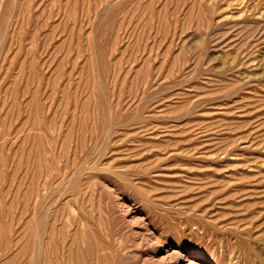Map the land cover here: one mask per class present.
I'll return each mask as SVG.
<instances>
[{"label": "rangeland", "instance_id": "rangeland-1", "mask_svg": "<svg viewBox=\"0 0 264 264\" xmlns=\"http://www.w3.org/2000/svg\"><path fill=\"white\" fill-rule=\"evenodd\" d=\"M183 254L264 264V0H0V264Z\"/></svg>", "mask_w": 264, "mask_h": 264}, {"label": "bare ground", "instance_id": "bare-ground-1", "mask_svg": "<svg viewBox=\"0 0 264 264\" xmlns=\"http://www.w3.org/2000/svg\"><path fill=\"white\" fill-rule=\"evenodd\" d=\"M41 242H42V241H41ZM43 245H44V244H43ZM235 245H236V244H235ZM38 246H39V245H38ZM39 247H40V246H39ZM41 247H42V245H41ZM41 247H40V249H41ZM179 254H180V253H179ZM198 254H199V253H198ZM235 255H236V254H235ZM40 256H41V254H40ZM183 256H184V254H183ZM183 256H182V257H183ZM200 256H201V255H200ZM237 256H239V255H237ZM255 256H256V255H255ZM201 257H202V256H201ZM12 258H13V257H12ZM189 258H190V257L187 256V255L184 256V260H189ZM163 259H164V258H163ZM169 259H170V258H169ZM195 259H196V258H195ZM261 259H262V258H261ZM261 259H260V260H261ZM10 260H11V259H10ZM39 260H40V258H39ZM42 260H43V259H42ZM242 260H243V259H242ZM248 260H249V259H248ZM40 261H41V260H40ZM190 261H191V260H189L188 263L191 264L193 260H192L191 262H190ZM254 261H255V260H254ZM197 262H198V261H197ZM197 262H195V263H197ZM207 262H208V261H207ZM39 263H41V262H39ZM188 263H187V264H188ZM240 263H241V262H240ZM258 263H260V262H257V264H258ZM35 264H36V263H35ZM41 264H42V263H41ZM199 264H200V263H199Z\"/></svg>", "mask_w": 264, "mask_h": 264}]
</instances>
